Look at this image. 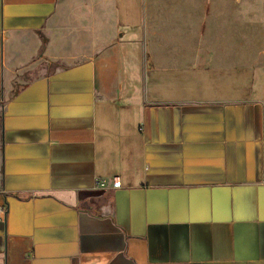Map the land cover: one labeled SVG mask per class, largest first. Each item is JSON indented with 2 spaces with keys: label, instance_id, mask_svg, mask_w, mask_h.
<instances>
[{
  "label": "crops",
  "instance_id": "obj_1",
  "mask_svg": "<svg viewBox=\"0 0 264 264\" xmlns=\"http://www.w3.org/2000/svg\"><path fill=\"white\" fill-rule=\"evenodd\" d=\"M186 8L0 0V264H264L263 103Z\"/></svg>",
  "mask_w": 264,
  "mask_h": 264
},
{
  "label": "rangeland",
  "instance_id": "obj_2",
  "mask_svg": "<svg viewBox=\"0 0 264 264\" xmlns=\"http://www.w3.org/2000/svg\"><path fill=\"white\" fill-rule=\"evenodd\" d=\"M170 1L177 7L187 6L186 14H176L178 21L195 27L205 23L206 29L189 31L191 38L203 42L206 54L216 53L227 66L241 68L243 84L257 86L264 107V0ZM181 34L174 31L176 38ZM37 75L36 71L34 78Z\"/></svg>",
  "mask_w": 264,
  "mask_h": 264
},
{
  "label": "built area",
  "instance_id": "obj_3",
  "mask_svg": "<svg viewBox=\"0 0 264 264\" xmlns=\"http://www.w3.org/2000/svg\"><path fill=\"white\" fill-rule=\"evenodd\" d=\"M112 187L113 188L119 187V181L117 178L112 179Z\"/></svg>",
  "mask_w": 264,
  "mask_h": 264
}]
</instances>
